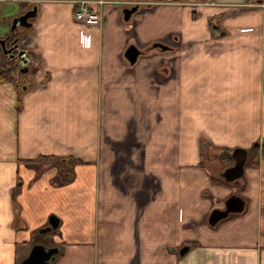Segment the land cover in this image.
<instances>
[{
	"label": "crops",
	"instance_id": "crops-1",
	"mask_svg": "<svg viewBox=\"0 0 264 264\" xmlns=\"http://www.w3.org/2000/svg\"><path fill=\"white\" fill-rule=\"evenodd\" d=\"M77 1L0 0V38L38 7L14 33L32 56L27 88L0 83V264L45 237L47 264H264V158L233 182L199 159L202 143L249 156L264 142V0H90L98 27L74 21ZM39 155L70 180L19 161ZM231 194L243 211L210 225Z\"/></svg>",
	"mask_w": 264,
	"mask_h": 264
},
{
	"label": "water",
	"instance_id": "water-1",
	"mask_svg": "<svg viewBox=\"0 0 264 264\" xmlns=\"http://www.w3.org/2000/svg\"><path fill=\"white\" fill-rule=\"evenodd\" d=\"M37 5H33L31 8L24 10L22 13L15 15L10 20V33L5 37L0 38V58H5L8 62L13 61V65L18 68L19 73L26 75L29 72V63L32 56L28 54V51L22 48L19 44L20 36H14L15 32H24L30 29L33 25L32 20L37 16ZM135 11V8L125 9V18L127 19L131 12ZM216 27V26H214ZM154 47L161 49H167L161 43H154ZM141 51L133 44L129 45L125 51V57L127 60L134 64L140 55ZM26 82V79L22 81ZM22 90H26L27 85L18 84ZM233 164L224 168L220 173V176L226 182H233L244 175L245 165L248 158V150L241 147H236L230 154ZM245 201L236 194L229 195L224 201L223 209H213L208 217L210 225H215L221 219L227 217L230 213H240L244 209ZM49 226L39 230V233H46L55 229L59 225V219L53 214L49 216ZM189 248V245L183 246L179 254L184 255ZM56 248H45L43 244H35L30 253L22 260V264H47L50 259H54V252Z\"/></svg>",
	"mask_w": 264,
	"mask_h": 264
},
{
	"label": "rangeland",
	"instance_id": "rangeland-1",
	"mask_svg": "<svg viewBox=\"0 0 264 264\" xmlns=\"http://www.w3.org/2000/svg\"><path fill=\"white\" fill-rule=\"evenodd\" d=\"M148 1H153L152 3H154V2L156 3L159 0H148ZM94 2L99 4L98 1H94ZM138 3L139 4H143V1L138 0ZM251 4L256 5L254 0H252ZM7 21H9V20H7ZM4 30H6V29L4 28L3 31ZM31 41H32V39H31V37L28 36L27 33L23 34V36L21 38V42L23 43V45H26V44L29 45V44H31ZM147 53H149V51H147L146 54ZM2 67L7 69L6 66H2ZM9 70H10L11 80L10 81L3 80V81H0V83L9 82V83L14 84L16 86H19L18 84H21V83L25 84V83H27V81L24 82V83L22 81L25 80V79L27 80L28 76L32 72L31 68H29V70L31 71L30 73L28 72L26 75H22L20 73L21 75H19L18 72L14 71L13 72L14 74H13L11 69H9ZM19 101H20V99H18V102ZM18 102H17V105H18ZM157 112L158 111H156V110H154V111L152 110V113L154 114V116L157 115ZM200 146L202 147L201 150L199 148V150H200L199 152H201L200 153L201 155H200V158H199L200 159V166L205 168L206 170H208L212 174V176H214V177L219 176V173L224 168H226V167H228V166H230L232 164V160L230 158H228L226 153H225L226 149L221 151L220 148H217V147L213 146V144H211V142H206V144L202 143V145H200ZM230 154H231V152H230ZM52 162H53L52 159H45L41 164H39V165H37L35 167V172H36V175H39L42 172V175L46 174V175L52 176V177H54L53 178L54 181L59 183L60 181H62V176H63L59 172V167H62L63 164H61V163L53 164ZM258 166H259V164H258ZM258 166L249 167V168L257 169ZM234 186H237V187H234V188H236L237 191H239V190H241V188L243 186V183L241 181V182H238L237 185H234ZM15 210H18V209H15ZM40 229H42V228H40ZM40 240H41V243H43L45 245H48V246L52 245V241L51 240L49 241V238H47V237L41 238Z\"/></svg>",
	"mask_w": 264,
	"mask_h": 264
},
{
	"label": "trees",
	"instance_id": "trees-1",
	"mask_svg": "<svg viewBox=\"0 0 264 264\" xmlns=\"http://www.w3.org/2000/svg\"><path fill=\"white\" fill-rule=\"evenodd\" d=\"M3 80H8V81L11 80L10 70H9V68L5 69L4 67L0 66V81H3ZM225 153H226L227 157L231 159L230 153L228 154L227 151ZM260 158H264V142L261 145L257 144V145L251 146L249 148V156L247 158L246 165L248 167H256L259 164ZM45 159H54V157L47 156V155H39L35 158L23 159V160H19V161H20V163L25 164L27 167L35 169V167L37 165L41 164ZM69 180H70L69 178H65V176H63L62 183L63 182L66 183ZM21 190H22V180L18 176L16 185L14 188L15 194L16 195L20 194Z\"/></svg>",
	"mask_w": 264,
	"mask_h": 264
},
{
	"label": "built area",
	"instance_id": "built-area-1",
	"mask_svg": "<svg viewBox=\"0 0 264 264\" xmlns=\"http://www.w3.org/2000/svg\"><path fill=\"white\" fill-rule=\"evenodd\" d=\"M254 1L260 2V0ZM98 3L100 4L102 1H98ZM95 4V2L90 0H78L75 3L76 9L73 12L74 21L85 26H100L102 22V16Z\"/></svg>",
	"mask_w": 264,
	"mask_h": 264
},
{
	"label": "flooded vegetation",
	"instance_id": "flooded-vegetation-1",
	"mask_svg": "<svg viewBox=\"0 0 264 264\" xmlns=\"http://www.w3.org/2000/svg\"><path fill=\"white\" fill-rule=\"evenodd\" d=\"M12 64H14L13 61H12Z\"/></svg>",
	"mask_w": 264,
	"mask_h": 264
}]
</instances>
